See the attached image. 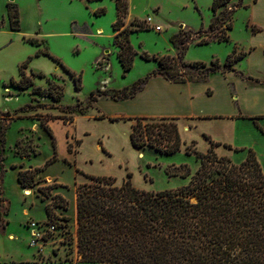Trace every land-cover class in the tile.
I'll use <instances>...</instances> for the list:
<instances>
[{"label": "rangeland", "instance_id": "obj_1", "mask_svg": "<svg viewBox=\"0 0 264 264\" xmlns=\"http://www.w3.org/2000/svg\"><path fill=\"white\" fill-rule=\"evenodd\" d=\"M15 1L19 9L21 33L13 31L12 34L20 35L14 37L15 43L8 49H0V109L11 110L7 112L9 115L0 110V126H9L12 122L2 155L5 157V154H10V145L15 143V138L21 135L20 128L25 126L28 128L23 131L24 136L19 138L18 145L12 150L17 156L27 158L39 153L34 162L43 163L54 150L49 133L37 127V124L42 127V122H45L56 132L59 156L50 166L49 172L60 183L43 177L47 167L37 172L31 187V197L38 199L31 206L28 202H22L9 177L6 194L12 205L9 216L12 230L19 235V242L25 248L28 231L25 227L27 217L23 214L24 206L30 208L33 218L46 219L45 205L53 202V196L58 193L52 190L51 196L44 197L39 187L60 184L58 189L67 200L68 208L54 207V211L59 218L66 217L68 221H38L45 239L41 242L44 251L40 257L55 262L41 264H95L78 261L75 246L68 235L76 226L77 185L88 182L89 175L111 176L120 185L130 175L133 185L140 189H176L188 184L190 177L170 176L167 168L187 164L194 173L200 166V160L196 154L187 153V147L192 145L191 149L202 152L208 150L204 139L191 140L185 132L183 135L180 133L183 142L181 149L172 154L162 153L150 146L135 147L130 139L133 120L124 117V112L111 116L121 109L117 106L119 103H110V100H117L111 91L128 89L157 69L159 64L152 57L172 53L173 35L207 27L213 17L214 0H128L129 9L123 27H130L133 21L147 27L129 35L137 53L132 68L127 72L118 58L119 46L115 37L118 31L113 29L117 19L116 0ZM7 8V2L0 0V11L4 9L0 13V25L3 17L9 22ZM101 9H105V12L97 14L96 11ZM148 17L153 19L151 23H145ZM156 26H161V30H157ZM236 32L240 34L239 29ZM5 37L0 35V42ZM24 37L27 40L36 39L38 43L21 40ZM196 39L199 37H194L184 52L185 60L210 63L212 58L209 55L218 45H199ZM221 46L219 53L223 59L226 45ZM45 50L49 55L42 52ZM144 54L151 56V59L144 58ZM28 60L29 66L25 72L32 77L34 84L22 89L14 85L12 80H20V66ZM38 72L44 73L45 77L36 75ZM71 72L81 76V89L76 88ZM6 85L15 95L11 99L4 98ZM34 86L45 88L44 95L33 93ZM92 91H96L98 99L90 102ZM118 97L123 99L124 95L118 94ZM101 99L108 100L102 108L97 106V101ZM22 107L25 109L20 110ZM63 123L70 128L67 137V149L71 152L69 159L62 156L67 150L65 136L59 130ZM244 149L231 150V153L225 151L226 155L223 156L240 163L247 156ZM254 150L258 152V160L264 169V140L256 144ZM171 169L175 170L173 167ZM6 210L7 205L2 202L0 224L7 219ZM26 224L29 226V222ZM51 225L55 228L51 229ZM54 249L58 255L53 253ZM65 257H73L74 262L63 263Z\"/></svg>", "mask_w": 264, "mask_h": 264}, {"label": "trees", "instance_id": "obj_2", "mask_svg": "<svg viewBox=\"0 0 264 264\" xmlns=\"http://www.w3.org/2000/svg\"><path fill=\"white\" fill-rule=\"evenodd\" d=\"M244 0H214L213 17L207 27L186 33L180 31L171 41L178 49L177 55L153 56L159 66L146 78L131 87L111 91L117 100L132 98L148 82L151 76L161 75L175 82L200 81L211 73L232 69L235 62L244 57L237 48L222 63L218 58L210 63L186 61L184 52L194 37L199 45L211 41L229 42L233 29V16L243 6ZM10 27L20 29L18 5L7 3ZM118 58L125 72L133 66L136 50L130 42L131 32L145 28L133 21L123 27L128 12V0H116ZM105 9L96 11L104 13ZM205 37H201V36ZM37 44L36 39H29ZM49 55L48 51H42ZM41 52V53H42ZM151 59L148 54L143 55ZM28 61L20 66L21 78L12 83L22 89L33 86L31 76L25 72ZM45 77L42 72L36 73ZM74 78L76 88L81 89V76ZM52 77H55L54 75ZM45 88L34 86L33 93L44 95ZM118 94H123L119 99ZM92 91L89 101H96ZM25 107L20 108V110ZM4 114L9 115L7 112ZM133 120L130 139L137 148L150 146L162 153L172 154L182 147L178 123L170 118L137 116ZM49 133L55 150L43 167L21 169L18 180L24 188H31L37 172L58 159L56 137L51 127L42 122ZM8 125L1 126V140ZM264 133V128L259 126ZM194 144V143H192ZM212 146L202 152L187 147V153L196 154L199 168L192 173L187 164L170 166V176L190 177L188 184L176 189L148 191L133 185L131 176L117 185L111 176L89 175V181L76 187V226L68 234L75 246L79 262L95 264H264V169L253 149L245 160L235 163L228 156L218 155ZM230 147V146H228ZM175 168L173 171L171 168ZM2 176H0L1 179ZM60 184L40 186L44 197ZM47 204V220L59 218L54 207L68 208L67 200L60 194ZM58 255L56 250H53ZM50 261L49 259H46ZM65 261L74 262L73 257Z\"/></svg>", "mask_w": 264, "mask_h": 264}, {"label": "crops", "instance_id": "obj_3", "mask_svg": "<svg viewBox=\"0 0 264 264\" xmlns=\"http://www.w3.org/2000/svg\"><path fill=\"white\" fill-rule=\"evenodd\" d=\"M9 1L16 2L15 0H3V3ZM1 12H4V9ZM129 19L133 20L131 17ZM237 29L240 30L239 35H237ZM13 31H20L21 33L20 29L13 30L10 27V22H7L3 17L0 25V35H6L7 38H3L0 42V49H8L15 43L14 37L18 38L20 35L12 34ZM229 34V42L211 41L208 43L210 46L218 45L214 46L217 48H213L209 56L212 59L218 58L223 63L235 48L239 52H244V57L235 62L232 69L211 73L200 81L175 82L161 75H153L132 98L110 100L112 104L119 103L117 106L121 108L119 113L113 112L111 116L124 112L123 116L129 118L145 116L157 119H174L178 123L181 135L185 132L191 140L204 139L208 149L213 142L218 143L219 145L215 146L218 155H226L225 151L231 153V150L245 148L247 155L249 149H253L258 158V152L254 149H256V144L263 143L264 140V133L259 128V126L264 128V0H244L243 6L237 9L233 16V29L229 31ZM21 40L29 41L26 37ZM224 44L226 45L225 57L222 59L219 50L222 49L221 45ZM170 54L177 55L178 49L174 47ZM4 92L5 99H11L15 96L10 86L6 85ZM105 103H108V100H98L97 106L102 108ZM0 110L4 112L11 111L7 109ZM11 124L12 122L7 127L4 135V143L1 140L0 126V176H2L0 179V204L4 202L7 205V219L0 224V264L55 263L54 261L44 260L43 257L41 258V254L38 253L36 248L30 245L31 230L26 224L29 220L44 221L47 216L46 219L33 218L30 208L24 206L23 214L27 217L25 227L28 231L27 241L25 242L26 247L24 248L19 242V235L12 230L9 219L12 205L6 194L7 180L11 177L13 186L22 202L24 204L28 202L33 206L38 198H32V194H23L24 187L18 180L19 171L21 169L43 167L45 162L54 155L55 150L43 163L34 162V158L39 153L29 158L17 156L15 150L12 149L18 145L19 138L24 136L23 131L28 128L22 126L20 128L21 135L15 138L13 145H10V154H5L4 157L2 152L5 150L7 134ZM37 127L45 130L43 125L41 127L37 124ZM59 130L65 136L67 149V137L70 128L63 123L62 126H59ZM53 133L56 137V132ZM73 134L76 137L75 131H73ZM57 155L59 156L58 152ZM62 156L69 159L71 152L67 149ZM242 158L244 159L245 156ZM52 164L44 170L43 177L59 182L49 172ZM58 188L53 189V191L62 194ZM66 262L69 261L63 263Z\"/></svg>", "mask_w": 264, "mask_h": 264}, {"label": "built area", "instance_id": "obj_4", "mask_svg": "<svg viewBox=\"0 0 264 264\" xmlns=\"http://www.w3.org/2000/svg\"><path fill=\"white\" fill-rule=\"evenodd\" d=\"M152 18L148 17L147 20L145 21V23H151L152 22ZM157 30H161V26H156L155 27ZM29 222V228L31 230V242L30 245L34 248L37 249L38 253L41 254V252L44 251V249L41 247V242H43L44 236L40 231V227L42 226L38 221L36 220H31L28 221ZM55 226L51 225V229H54Z\"/></svg>", "mask_w": 264, "mask_h": 264}, {"label": "bare ground", "instance_id": "obj_5", "mask_svg": "<svg viewBox=\"0 0 264 264\" xmlns=\"http://www.w3.org/2000/svg\"><path fill=\"white\" fill-rule=\"evenodd\" d=\"M23 193H24L25 195H31V194H32V191H31L30 188H24Z\"/></svg>", "mask_w": 264, "mask_h": 264}]
</instances>
